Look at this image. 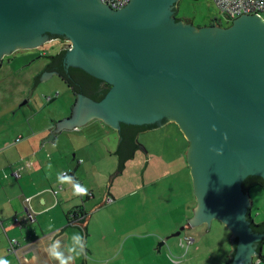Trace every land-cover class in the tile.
<instances>
[{
  "label": "water",
  "instance_id": "water-1",
  "mask_svg": "<svg viewBox=\"0 0 264 264\" xmlns=\"http://www.w3.org/2000/svg\"><path fill=\"white\" fill-rule=\"evenodd\" d=\"M177 1L129 0L114 9L101 0H0V63L17 50L68 41L47 56L31 91L58 72L77 101L41 143L96 117L119 131L116 170L142 148L139 131L175 122L189 141L196 198L186 226L221 220L231 230L228 264H252L264 239L246 191L254 181L264 186V21L243 14L226 27H197L175 18Z\"/></svg>",
  "mask_w": 264,
  "mask_h": 264
},
{
  "label": "rangeland",
  "instance_id": "rangeland-1",
  "mask_svg": "<svg viewBox=\"0 0 264 264\" xmlns=\"http://www.w3.org/2000/svg\"><path fill=\"white\" fill-rule=\"evenodd\" d=\"M177 7V16L189 17L197 25L210 22L214 18L225 21L212 0H178ZM64 43L65 46L69 44L67 41ZM62 46L63 40L57 39L45 42L35 49L17 50L9 55L19 59L8 67V76H5L7 62L3 60L2 67L5 69L4 72L0 70V90H3L0 98V142L7 134L14 138L30 126H39L43 134L47 125L58 122L74 107L75 95L57 74L39 80L31 91L35 75L45 61L36 55L41 52L54 54ZM21 64L25 65L21 67ZM17 97L20 99L16 102ZM47 97H53V100L48 101ZM25 100L27 103H24ZM10 107L11 109H8ZM105 129L107 132L95 122L94 126L87 129L77 127V131H67L61 136L59 149L68 154V161L72 160L73 154L77 157L91 156L96 164L95 173L98 174L102 170L105 174L108 172L106 164L111 159H116L111 153L117 144L116 132L108 127ZM137 138L140 143L146 145L151 154L137 150L134 159L129 161L124 171L116 170L117 165L109 171L112 173L116 170L112 174L116 175L111 191L120 197L125 196L119 199L126 205V210L123 211L127 217L126 228L130 238L124 248L129 249L132 241H136V251L133 250V256L129 259L135 260L136 264H140L139 260L143 264H227L232 249L231 230L221 220L215 218L209 226L200 224L185 227L180 234L171 235L186 224L187 218L192 215L195 202L191 192L190 169L185 166L184 158L172 161L170 167L168 165L171 158L180 156L185 146L182 134L170 124L138 134ZM160 155L162 159H166L167 168ZM145 157L149 159L148 163H145ZM156 164L160 170H157L158 167L152 168ZM165 168L172 175L153 182L148 188L141 187V171L145 170L144 178L148 180L152 178V174L148 173L150 169L154 174H163ZM108 178L107 176L106 179ZM104 185L105 181L101 187L106 191ZM249 193L252 199L251 213L255 222H264V190L260 186H252ZM133 221L134 226L131 228ZM186 237L193 238V241L187 243ZM121 244L118 243L117 246L120 248ZM260 247V254L253 257L252 264H257V261L264 264L260 257L264 256V242ZM122 260L127 258L118 250L113 257L102 261V264H121Z\"/></svg>",
  "mask_w": 264,
  "mask_h": 264
},
{
  "label": "crops",
  "instance_id": "crops-1",
  "mask_svg": "<svg viewBox=\"0 0 264 264\" xmlns=\"http://www.w3.org/2000/svg\"><path fill=\"white\" fill-rule=\"evenodd\" d=\"M45 54L41 52L36 55L37 58L45 60L38 69V73L47 62L44 57ZM13 56L5 58L7 62L5 64L7 69L5 76L9 75L8 67L11 63L19 59V57L13 58ZM20 59L23 58L20 57ZM25 60L30 59L25 58ZM23 65L21 64V67ZM2 66L3 61L0 64V70L4 72L5 68ZM51 76H46L43 80ZM1 93H3V90H0V98ZM19 99L20 97H17L16 102ZM51 99L53 100L52 97ZM74 101H77V96H75ZM24 103H27V101L25 100ZM8 109H11V107ZM71 111L72 109L58 122L55 121L47 125L43 134L39 130V126H30L24 129V132L20 131L14 138L7 134L0 142V258L7 259L10 264H59V261L50 258L49 252L46 251V249L51 250L54 248L65 259L69 256L74 257L73 260L69 261V264H102V261L107 257H113L119 250L121 255L127 258L125 261L122 260L121 264H136L135 260L129 259L136 251V241H132L129 249L124 248L125 243L130 238H128L129 232L126 228L125 218L127 217H125V211H123L126 210V205L122 204L119 199H123L125 196L120 197L111 191V185L116 174L111 175L109 181L106 179L111 173L109 171H112L111 169L117 165L116 149L112 150L113 153H111V156H115L116 159L114 161L111 159L106 164L108 165V172L104 174L100 170L97 174L94 171L96 164L91 156H89L90 158L88 156L77 157L76 154H73L72 160L68 161V154L59 149L62 134L64 135L70 130L77 131V127L58 129L51 139L44 140L41 143L44 136L54 132L61 122L67 120ZM95 122L105 132H107L106 127L116 132L117 148L119 142L117 130L103 123L100 119L94 117L84 122L80 127L87 129L94 126ZM170 124H173L182 134L185 146L180 152V156L171 158L168 165L170 167L172 161L184 158L185 166L190 169L186 160L189 141L175 122L166 121L157 127L142 130L138 134ZM18 137L20 138L16 140ZM138 143L144 150L138 146L133 157L126 161L122 171L125 170L129 161L134 159L137 150L151 154L145 144L139 141ZM160 159L167 168L166 159H162L161 155ZM148 161L149 159L145 157V163H148ZM155 167L160 170L157 164L152 168ZM166 168L162 172L163 174H154L150 169L148 173L149 175L152 174V178L148 180L144 178L145 170L141 171V187L143 189L148 188L153 182L172 175L171 172H167ZM117 174H119L118 171ZM65 175L71 178V183L61 182L60 178ZM104 181L106 191H103L101 187ZM74 184H80L87 188L88 194L84 196L74 194ZM191 192L192 196L195 197L192 186ZM195 205L196 198L194 207ZM26 209H29L32 219L27 218L28 211ZM184 225L189 227L186 224ZM133 226L134 221L131 228ZM76 235L80 236L79 245L74 241ZM118 243H122L120 248L117 246ZM70 248H75V252H70ZM77 252H83L84 254L76 257ZM137 252L139 255L141 254L139 249ZM139 262L143 264L140 260Z\"/></svg>",
  "mask_w": 264,
  "mask_h": 264
},
{
  "label": "built area",
  "instance_id": "built-area-1",
  "mask_svg": "<svg viewBox=\"0 0 264 264\" xmlns=\"http://www.w3.org/2000/svg\"><path fill=\"white\" fill-rule=\"evenodd\" d=\"M114 9L123 7L129 0H101ZM220 14L225 20L232 19L243 14H254L259 16L264 21V0H212ZM47 99H50L48 97ZM27 211L29 209H26ZM32 219V214L28 211V217ZM14 241V240H13ZM193 238L186 237V242H192ZM16 242V241H14Z\"/></svg>",
  "mask_w": 264,
  "mask_h": 264
},
{
  "label": "trees",
  "instance_id": "trees-1",
  "mask_svg": "<svg viewBox=\"0 0 264 264\" xmlns=\"http://www.w3.org/2000/svg\"><path fill=\"white\" fill-rule=\"evenodd\" d=\"M177 19H179V20H183V21H185V22H187V21H191L192 19L191 18H189V17H185V16H179V18H177ZM211 21H217V19L216 18H214V19H212ZM231 24V21H229V22H227V24H226V26H228V25H230ZM64 41H66L65 39H64ZM64 41H63V43H64ZM68 42V41H67ZM69 43V42H68ZM65 44V43H64ZM60 51V50H59ZM58 51V52H59ZM58 52H56V53H54V54H45L44 55V57L47 59V62H46V64L44 65V67H43V69L39 72V73H41L42 71H44L46 68H47V66H48V64L49 63H51V61H52V58L51 57H47V56H54V55H56ZM9 56V55H8ZM8 56H6V57H8ZM6 57H4L3 59H5ZM3 59H2V61H3ZM2 61H1V63H2ZM56 72V71H55ZM39 73H37L36 75H35V79H36V77L39 75ZM57 73V75L64 81V83L71 89V91L73 92V94L76 96L77 95V93H76V91H75V89L58 73V72H56ZM106 83V82H105ZM107 84V83H106ZM109 88H110V85L109 84H107V87H105L104 89H108L109 90ZM53 98V97H52ZM52 100V99H51ZM50 101V100H49ZM158 126V125H157ZM157 126H155V127H157ZM152 128H154V127H152ZM149 129H151V128H149ZM146 130V129H145ZM142 131V130H141ZM117 132H118V135H119V139H120V134H119V131L117 130ZM140 132V131H139ZM138 132V133H139ZM138 133H137V135H138ZM136 141H137V136H136ZM138 142V141H137ZM119 143V142H118ZM189 143V142H188ZM118 147V146H117ZM138 146H135L134 148H133V153H132V155L131 156H128V157H126V158H124L123 160H122V162H121V164H120V166H119V168H118V170L119 171H122L123 169H124V167H125V163H126V161L128 160V159H130V158H132L133 157V155H134V151L136 150V148H137ZM116 150H117V148H116ZM115 150V151H116ZM116 155H117V153H115ZM117 166H118V157H117ZM249 186L250 187H252V186H260L263 190H264V186H263V184L260 182V181H254V182H252V183H250L249 184ZM83 218V217H82ZM81 218V219H82ZM261 224H264V222H261V223H257L256 225H261ZM264 242V239H262V243ZM260 257H261V260L262 261H264V256H261L260 255ZM228 261H229V258H228ZM227 264H228V262H227Z\"/></svg>",
  "mask_w": 264,
  "mask_h": 264
},
{
  "label": "clouds",
  "instance_id": "clouds-1",
  "mask_svg": "<svg viewBox=\"0 0 264 264\" xmlns=\"http://www.w3.org/2000/svg\"><path fill=\"white\" fill-rule=\"evenodd\" d=\"M50 99H51V97H50ZM50 99H47V100L49 101ZM217 154L219 155L220 153L218 152ZM60 179H61V182H69V183H71V178L66 176V175L61 177ZM73 190H74V194H76V195L84 196V195L88 194L87 188L81 186L80 184H74L73 185ZM74 241H75V243L77 245H79L80 244V236L79 235L74 236ZM46 251L49 252V257L58 260L59 264H69V261L74 259L73 256H69L68 258L65 259L62 256V254L59 253V252H56L54 250V248L51 249V250L46 249ZM69 251L70 252H75V248H70ZM83 254H84L83 252H77L76 253V257H79V256H81ZM0 264H10V262L7 259L0 258ZM174 264H175V262H174ZM257 264H259V261H257Z\"/></svg>",
  "mask_w": 264,
  "mask_h": 264
},
{
  "label": "flooded vegetation",
  "instance_id": "flooded-vegetation-1",
  "mask_svg": "<svg viewBox=\"0 0 264 264\" xmlns=\"http://www.w3.org/2000/svg\"><path fill=\"white\" fill-rule=\"evenodd\" d=\"M176 9H175V11H174V16H175V18L177 19V18H179L178 16H177V12H178V7H177V4H176ZM183 21V20H182ZM185 22V21H184ZM187 22H192L193 24H194V22L191 20V21H187ZM227 22H229V21H227V20H225V21H208V22H205L204 24H194V25H196L197 27H201V26H221V27H226V24H227ZM61 40H63L64 41V39H61ZM49 42V41H48ZM65 42V41H64ZM42 45V44H41ZM62 47H65V44L63 43V46ZM61 47V48H62ZM16 52V51H15ZM14 53V52H13ZM12 53V54H13ZM4 57H6V56H4ZM1 64V63H0ZM105 87H107V84L105 83V81H102V83L99 85V88H105ZM77 96V95H76ZM251 187L248 185L247 186V188H246V191H248L249 192V189H250ZM250 194V193H249ZM250 200H251V202H252V199H251V197H250ZM251 206H252V204L250 205V208H249V214H250V219H251V222L253 223V224H257L256 222H255V220H254V218H253V215H252V213H251Z\"/></svg>",
  "mask_w": 264,
  "mask_h": 264
}]
</instances>
